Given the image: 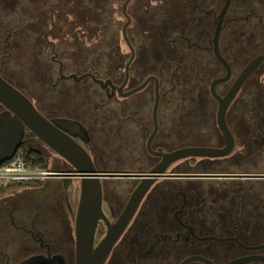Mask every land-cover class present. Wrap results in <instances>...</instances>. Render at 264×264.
Segmentation results:
<instances>
[{
	"label": "flooded vegetation",
	"instance_id": "1",
	"mask_svg": "<svg viewBox=\"0 0 264 264\" xmlns=\"http://www.w3.org/2000/svg\"><path fill=\"white\" fill-rule=\"evenodd\" d=\"M125 1L112 0L109 9L107 0H0V74L51 123L67 120L84 129L74 135L60 130L85 149L98 173L163 172L104 264H264V61L225 109L229 142L220 129V100L244 69L264 56V12L250 20L241 13L243 0H231L217 44L227 67L217 58L214 41L226 0H188L195 17L166 44L173 56L157 55L156 43L140 39L139 17L145 11L140 0H131L126 10L131 50L123 36ZM29 2L34 11L27 9ZM16 69L25 80L36 77L38 83L31 81L36 97L5 77ZM24 139L21 148L39 153L57 173L73 171L30 130ZM185 148L227 153L171 164L165 159ZM183 174L231 177H166ZM140 182L101 181L109 223L119 220ZM80 197L81 179L60 176L50 178L35 201L29 199L28 212L19 208L21 200L1 202L12 206L6 220L23 236L19 244L25 254L17 257L7 247L14 239L0 228V260L76 264ZM107 231L100 219L94 241H103Z\"/></svg>",
	"mask_w": 264,
	"mask_h": 264
},
{
	"label": "water",
	"instance_id": "2",
	"mask_svg": "<svg viewBox=\"0 0 264 264\" xmlns=\"http://www.w3.org/2000/svg\"><path fill=\"white\" fill-rule=\"evenodd\" d=\"M131 0H126L123 5V14L126 23L123 27V36L126 43L133 51L127 36V28L131 22V18L127 14V5ZM231 5V0H226L219 16L218 24L215 31L216 56L226 64L219 55L217 44L220 32L222 30V22L225 14ZM264 61V56H260L252 61L241 73L234 87L231 89L226 99L220 100V129L224 133L227 141L231 140V135L225 125L224 116L228 103L235 97L242 84L249 78L255 69ZM227 65V64H226ZM228 67V65H227ZM74 77V76H72ZM75 78V77H74ZM222 80H218L219 82ZM100 83L102 87L104 84ZM111 84V83H110ZM215 85V83H214ZM213 85V87H214ZM142 87L135 91L141 90ZM213 90V88H212ZM158 98V90H156ZM0 105L4 110L0 113V165L11 160L22 144L27 143L24 139L26 129L30 130L36 137L54 152L65 158L72 166L73 171H68V175L56 173L53 177L62 176L64 179L71 180L78 177L81 179V197L77 215L74 219L75 232L77 236L76 242V264H104L109 256L111 249L115 245L119 236L125 230L126 226L132 219L136 209L142 199L156 181L163 176L161 170L155 169L146 174H104L98 173L94 167L90 155L73 140L69 135H74L75 131L84 132V129L77 123L62 120L53 122L58 128L48 121L34 106L32 101L23 94L19 89L6 81L0 74ZM68 132L69 135L61 130ZM227 150H215L212 148H185L173 152L165 156L168 163H173L179 159L186 157H215L226 155ZM166 177H191V178H229L231 176L219 174H186V175H167ZM105 178H139L140 184L133 191L125 210L119 220L111 224L109 223L102 211V185L101 181ZM100 219H104L108 228L107 237L96 243L93 236L96 231L97 223ZM48 260V258H46ZM45 259L33 258L21 262L20 264H44ZM48 262V261H47ZM241 261L232 262L230 264H239ZM207 264H211L206 262Z\"/></svg>",
	"mask_w": 264,
	"mask_h": 264
},
{
	"label": "trees",
	"instance_id": "3",
	"mask_svg": "<svg viewBox=\"0 0 264 264\" xmlns=\"http://www.w3.org/2000/svg\"><path fill=\"white\" fill-rule=\"evenodd\" d=\"M112 0H107L106 8L110 9ZM224 2L220 3V8ZM141 11L145 10L139 17V37L145 43H156L155 52L157 55L170 54L173 51H169L171 46L166 44L171 43L172 38L179 35V31L185 28L186 25L193 21L195 17V8L188 3V0H140ZM152 5L155 8L152 9ZM216 5V4H215ZM264 3L258 0H243L240 3L241 13L249 16V19H259L260 12L262 11ZM101 17V16H99ZM86 19V16H85ZM244 20V19H241ZM108 27L110 26V16L108 19ZM83 25V24H81ZM191 26V25H190ZM98 34V32H96ZM95 36V35H94ZM95 42L99 41V38L95 36ZM25 156V161L30 163L33 167L40 169H48L44 158L35 151H26L20 148ZM42 183L28 184L25 187L40 186ZM22 187V186H18Z\"/></svg>",
	"mask_w": 264,
	"mask_h": 264
},
{
	"label": "rangeland",
	"instance_id": "4",
	"mask_svg": "<svg viewBox=\"0 0 264 264\" xmlns=\"http://www.w3.org/2000/svg\"><path fill=\"white\" fill-rule=\"evenodd\" d=\"M4 1V0H1ZM13 1V0H11ZM16 1V0H14ZM31 2H29L27 9L34 11V5L30 4ZM124 21V20H122ZM5 77L12 81L13 83H15L17 86H19L20 88H22L23 90H25L26 92L29 93V91L31 92V96L32 97H36V92H34L33 88L35 87L36 83H38L36 77H32L30 80H25V77L22 76V74L20 73L19 69H16V71H6L5 72ZM32 80H34L33 82H31ZM2 111V107L0 106V112ZM49 166V170L56 172L58 169L53 167L50 163L48 164ZM52 182V181H50ZM49 182V183H50ZM47 185V181L42 183L40 186H33V187H12L9 189H6L4 191L0 192V228H3L5 230H7L8 235L7 238L8 239H14V241H10V243L8 244V248L11 249V251H13L14 253H17V257H21L25 254L23 249H20V241L22 239V235L16 233L15 230H13L10 227V223L6 220L7 215L9 213V210L11 209L12 206L5 207V205H2L1 202H5L8 203L10 201L11 204L14 203V201H18L21 200L19 203V208L25 209L28 212V207H30V200L35 201V197H37V194H40L41 188ZM14 200V201H13ZM13 201V202H12ZM31 201V203L33 202ZM4 203V204H5ZM26 224H30L29 221H27ZM0 264H4V260L1 261L0 260Z\"/></svg>",
	"mask_w": 264,
	"mask_h": 264
},
{
	"label": "built area",
	"instance_id": "5",
	"mask_svg": "<svg viewBox=\"0 0 264 264\" xmlns=\"http://www.w3.org/2000/svg\"><path fill=\"white\" fill-rule=\"evenodd\" d=\"M56 173L49 168L33 167L25 161L24 153L18 150L11 160L0 165V192L12 187L44 183Z\"/></svg>",
	"mask_w": 264,
	"mask_h": 264
}]
</instances>
